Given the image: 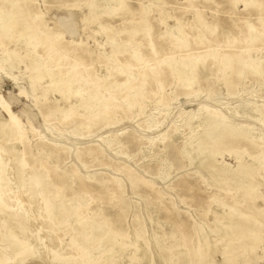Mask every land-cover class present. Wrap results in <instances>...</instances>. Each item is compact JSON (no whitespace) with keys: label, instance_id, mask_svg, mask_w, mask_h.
<instances>
[{"label":"rangeland","instance_id":"obj_1","mask_svg":"<svg viewBox=\"0 0 264 264\" xmlns=\"http://www.w3.org/2000/svg\"><path fill=\"white\" fill-rule=\"evenodd\" d=\"M90 1L35 0V6L47 27L62 35L59 39L66 56L80 57V69L89 68L82 73L94 98L99 102L110 99L119 107L110 118L99 117L95 126L87 128L81 117L86 111L80 108L78 97L64 100L62 93L49 89L47 78L32 84L29 67L35 57L29 47L22 43L0 47V59L8 50H15L0 70V128L9 123L2 108L5 103L23 133V142L13 138L1 142L0 136V157L8 158L10 171L0 183V201L7 214L33 218L24 221L23 228H30L38 238L31 247L22 229L7 220L8 239L21 244V255H9L15 256L12 262L70 264L82 251L94 264H104L109 256L113 264H189L192 253L205 255L204 264H226L225 254L236 256L231 264H264L259 259L264 258V239L252 252H243L245 236L229 227V220L238 216L245 222L252 216L264 221V169L256 171L254 191L248 192L246 181H227L208 173L204 155L194 150L192 138L202 133L210 118H216L225 126L236 127L234 137L240 140L237 150L243 164L257 166L254 156H263L264 73L255 65H264V33L251 48L245 39L264 30V0H256L261 12L256 5L245 8L243 0H124L121 9L99 18L90 13ZM102 2L95 1L96 13L107 7ZM141 6L148 8V17L129 45L140 44L143 62L120 54L118 65H126L132 77L129 81L125 75L109 77L114 63L112 47L127 40L126 31L135 27ZM197 20L204 24L203 44L190 41L186 49L175 48L184 41L183 35L195 36ZM63 25L74 33H63ZM179 26L183 34L178 32ZM244 50L252 62L251 70L246 69L247 63L240 65L243 73L239 77L228 70L221 76L208 59L197 78L190 79L188 89L184 76L167 66L185 57L198 59L208 51L229 59ZM42 52L38 49L34 56ZM159 62L161 71L156 77L151 68ZM142 76H146L144 98L129 109L123 99L133 93L131 89ZM72 105L76 107L73 114L64 119ZM93 111L95 115L96 109ZM77 122L85 125L77 129ZM149 125L154 127L148 130ZM108 140L115 141L111 148ZM249 143L253 149L247 150ZM89 151L90 155L77 158V153ZM21 160L26 162L21 169L26 185L19 198L14 194L16 183L7 175L15 172ZM215 163L222 176L234 177L237 163L233 154L218 155ZM36 176L40 184L35 182ZM43 188H59L58 198L67 211L51 226L44 223L48 211L42 205ZM4 215L0 213V224ZM75 215L84 226L80 236ZM170 247L176 249L173 257L167 254ZM253 257L256 259L251 261Z\"/></svg>","mask_w":264,"mask_h":264},{"label":"bare ground","instance_id":"obj_2","mask_svg":"<svg viewBox=\"0 0 264 264\" xmlns=\"http://www.w3.org/2000/svg\"><path fill=\"white\" fill-rule=\"evenodd\" d=\"M95 1L96 0H91L88 4V7L90 13L98 18L103 14L108 15L109 12L112 11V9L115 10L121 9V6L124 4V0H102L103 2L106 3L107 7L102 8L100 12L96 13L95 4L97 2L95 3ZM186 1L190 2L191 0H186ZM54 2L62 3L63 0H54ZM243 4L245 8L251 6L253 7L256 5L257 8H259V11L260 12L262 11L261 4L257 3L256 0H243ZM148 13H149L148 8L141 6L139 12L140 18L135 23L134 25L135 27L132 28L131 30L126 31L127 40L121 44H115L112 47L110 58L114 62L113 63L114 74L113 71L110 72L109 77H113V75L115 74L125 75L127 81H129L130 78L132 77L126 65L124 66L120 64L118 65L116 57L120 54L122 55L126 53L128 55V58L136 63L143 62L142 56L139 53L140 44H135L131 46L129 45V42L131 41L133 35L142 32L143 23L147 20ZM84 21H87V18H84ZM161 21L164 23L165 19ZM197 22L198 24L194 27L195 36L189 38L187 35H183L184 41L177 42L175 44V48L186 49L189 47L190 41L197 46L203 44L204 24L202 23V21L200 22V20H197ZM63 27H64L63 33H68V34L74 33L71 27L69 28L65 25H63ZM177 30L179 33L183 34L182 26L177 27ZM263 33L264 30H261V31H257V34L247 36V38L245 39L246 46H249L251 48L255 42H259L261 40L260 38ZM61 36L62 35H60L59 33H55L54 30L47 27L46 23L37 13L35 0H0V47H7L8 44L10 43H14V44L22 43L24 46L29 47L30 53H32L33 57H35L29 67L33 72L30 78L32 84L37 83L39 81L41 82V79L47 78L50 80L49 89H53L58 91L59 93H62L64 95L63 98L64 100H69L72 97H78L80 101V108L86 111L84 114H81V117L87 121L86 124L87 128L95 126L96 121L99 117L110 118L112 114L119 109V107L114 105V103H112L110 99H103L102 102H99L97 99L94 98L91 90L92 87L90 83L84 78L82 73V71L85 72L89 71V68L83 67L82 69H80L78 63L81 60L80 57L66 56V53L63 52V49L61 47V40L59 39ZM231 42L233 43L234 40ZM262 42L264 41L262 40ZM78 46L80 45L79 44L76 45V47ZM38 49H41L43 52L40 56L38 55L36 57L34 56V54L37 53ZM14 51L15 50L12 51L8 50L7 52H5V55L4 53H2V55L4 56L3 58L0 59V70H2L3 65L7 61H9L8 54L14 53ZM73 51L76 53V51H78V48L73 49ZM246 53L247 50H244L243 52H240L239 55L227 59L226 57L220 56L216 53L211 54L210 51H208L205 52L204 56H201L198 59L185 57L178 64H174L173 66V64L168 63L167 66L169 67L171 72L176 71L179 76L182 75L184 76L185 79L184 87L188 89L190 84V79L197 78L198 75L197 72L201 67H203V65L208 59H210L211 65L216 67V69L218 70L221 76L225 73V71L228 70L231 76L239 77L243 73L240 70V65L247 63H248L247 64L248 67H246L245 65L246 69L248 71L251 70L252 62H250V60L247 59V57H245ZM69 58H72V60H70ZM160 64L161 62L157 63L153 68H151V72L156 77L159 75L161 71ZM174 67L176 68V70L174 69ZM255 69H257L259 73H264V65L260 62H258L255 65ZM142 77H143L142 81L138 84V86L136 88L131 89L133 90V93L126 95L123 99L124 103L127 105V108L129 109H131L135 105L141 104L144 98V86H145L146 76H142ZM180 79L182 80V78ZM74 84L77 85L76 89L71 88V85ZM2 108L5 115L9 119V123L5 122L7 123V126L0 128L1 142L6 138H13L12 140L23 142V133L20 131L18 127L19 125L17 123L15 115L12 113L9 106L6 105L5 103H2ZM75 108H76L75 105H72L69 108L67 115L64 116V119H68L73 114ZM95 109H96V114L94 115L93 113L95 111L93 110ZM201 123L204 122L201 121ZM84 125L85 124L83 122H77L76 128L78 129ZM225 125L226 124L220 121L219 119L215 118L211 120L210 118L209 122L207 121V123L205 124L202 133L200 132L198 136L196 135L192 137L196 142L195 144L196 146L194 147L195 148L194 150L200 151V153L199 152L198 153L204 155V159L203 158L202 159L204 160V168L208 171V173H212L211 175H218L220 177H223L221 179L227 181L228 179H235V180L237 179V180L246 181L247 182L246 188L248 192L254 191L255 184L253 183V181L255 180L256 171L260 167L264 169V154H263L264 151L263 149H261V153L263 156L261 155L254 156V162L257 163V166L243 164L241 161L242 154L239 152V150H237V148L239 149L238 141L240 140L234 137V133L236 132L235 131L236 127H232L228 125L225 126ZM153 127L154 125H149L148 130H151ZM114 142L115 141L113 140L112 141L108 140L107 146L111 148ZM251 148L253 149V146L252 144L249 143L247 146V150ZM242 152H244V150ZM224 153H228L229 155L233 154L234 160L237 163V167L234 171L233 178L230 177L228 178L226 175L222 176L221 173L222 169L218 168L215 165L216 157L218 155L222 156ZM90 154L91 151H89L86 154L77 153V158L78 159L81 158L79 155L88 156ZM9 155L10 154H8V156ZM7 163H8V158L4 160L2 159V157H0V183H2L6 179L5 173L7 172L10 173ZM17 166L18 167H16L15 172L7 176L9 177V181L16 183V191H14V194L16 196H19L20 198L21 189L23 188V186L26 185V181H24L22 177L23 172H21V169L26 166V162L24 160H21L20 164ZM35 182L37 184H40L41 183L40 178L36 176ZM223 182L225 183V181ZM41 193L43 194L44 197L42 199V205L48 211V220L47 221L44 220V223L45 224L47 223L49 224V226H51L52 224H55V222H58L59 220L64 218V216H66L67 214V211L63 208L61 200H59L60 198H58V195L60 193L59 188H55L54 191H51L49 188L48 189L43 188V191ZM16 200L17 202L19 201V199L17 198ZM53 200L54 201L58 200V202H56L58 204L52 205ZM4 209L5 206L0 201V213L5 214L4 219L0 224V264H9V263L15 264V262L12 261L16 256V254L21 255L19 253L20 250L19 247L21 246V244H19L16 241H11L10 239H8L9 231L4 227L6 221L7 220L13 221L18 225V227L22 229V233L25 234L26 240L31 247H33L36 244L38 238L34 235V233L30 228H26V227L23 228L24 221L27 220L31 221L33 218H30L29 216L28 217L25 216V218L23 219L16 216L15 214L10 215L7 214ZM262 216L264 215L262 214ZM78 217H79L78 215L73 216V221L79 224L78 226L79 231L77 233L80 236L81 233L80 231L84 229V226L81 225V222H79ZM251 218L252 220L249 222H245L241 216L234 217L229 220V227L231 231L233 233H237V232L240 233V235L245 236L247 240L246 243L242 245L243 252H252L256 244L264 239L261 236V233H264V221L262 217L260 216L258 218L257 216H252ZM114 234H118L117 231L114 232ZM71 238L72 240L77 239L76 236H72ZM110 239L112 241V238ZM175 251L176 249L170 247L167 250V254L170 257H173L176 254ZM11 254H14L15 256H9ZM225 255L226 256L224 257L223 261L226 264H231L236 259V256H231V254H225ZM206 259L207 257L202 253L199 254L192 253V256L189 260V264H204ZM254 259L256 258L253 257L251 261ZM259 259L263 260L264 258H259ZM23 260L20 259L16 263L22 264ZM70 264H94V263H90L89 261H87L85 259L84 253L82 251H78L77 259H73ZM104 264H113L112 256H109L107 260L104 262Z\"/></svg>","mask_w":264,"mask_h":264}]
</instances>
